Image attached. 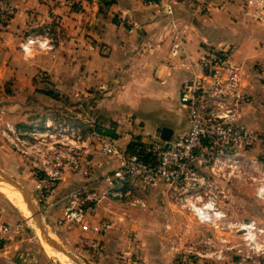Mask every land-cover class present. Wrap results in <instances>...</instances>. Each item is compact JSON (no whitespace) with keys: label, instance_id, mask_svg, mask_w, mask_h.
Instances as JSON below:
<instances>
[{"label":"crops","instance_id":"crops-1","mask_svg":"<svg viewBox=\"0 0 264 264\" xmlns=\"http://www.w3.org/2000/svg\"><path fill=\"white\" fill-rule=\"evenodd\" d=\"M165 6L170 14L164 12ZM246 12L245 0H0V126L33 123L51 112L100 135L84 163L89 175L65 171L40 204L37 181L25 162L26 171L21 172L48 229L80 261L173 264L187 257L189 245L211 243L212 238L228 241L227 235L196 223L161 186L103 201L80 225L60 220L68 194L83 187L89 192L107 187L104 178L121 167L135 139L141 143L158 139L161 127L173 134L177 128V137L188 132L180 88L201 72L199 61L209 48L229 49L231 62L252 74L241 122L264 134V26ZM42 27L53 30L52 50L24 59L17 47L20 36ZM176 42L184 55L172 57ZM149 123L152 136L144 133ZM106 144H112L117 154L103 155ZM11 153L0 137L2 171L10 159L19 163ZM248 155L263 164L264 147ZM222 187L227 200L220 206L230 219L244 218L248 206L260 210L262 203L252 188ZM22 220L0 193V224ZM210 232L216 236H206ZM43 250L24 224L20 239L0 252V264H52ZM133 254L137 263H132Z\"/></svg>","mask_w":264,"mask_h":264},{"label":"built area","instance_id":"built-area-1","mask_svg":"<svg viewBox=\"0 0 264 264\" xmlns=\"http://www.w3.org/2000/svg\"><path fill=\"white\" fill-rule=\"evenodd\" d=\"M245 5L246 15L264 26V0H245ZM164 12L170 14L168 6L164 7ZM52 38V28L42 27L29 31L18 41L17 47L22 57L29 60L38 53L50 52ZM170 54L172 57L184 55L180 42L172 44ZM199 67L201 72L184 81L179 93L187 110L188 132L170 140L168 147L150 140L143 143L141 154L126 155L114 175L104 178L107 184L104 190L89 192L83 187L68 194L61 223L80 225L86 213L103 201L126 199L136 189L161 186L196 223L221 236L239 238L247 251L246 258L264 255V223L230 219L220 206L227 200L222 185L250 187L256 201L264 203V164L248 155L264 147V134L241 122L243 106L249 100L248 90L253 87L252 74L244 73L242 67L232 63L230 50L223 48L206 50ZM262 97L264 106V86ZM0 137L10 150L25 160L36 179L37 204L47 198L65 171L88 176L84 163L93 143L100 141L94 129H87L78 122L63 121L51 112L29 124L4 123L0 126ZM101 153L113 156L117 150L112 144H106ZM24 224H27L26 219L0 224V252L5 244L20 239ZM219 242L229 244L224 239ZM193 245L187 247L185 259L173 264H188V258L193 257L221 262L225 251L231 249L222 246L196 250ZM204 245L211 246L208 241ZM132 258V263H137L135 254Z\"/></svg>","mask_w":264,"mask_h":264},{"label":"rangeland","instance_id":"rangeland-1","mask_svg":"<svg viewBox=\"0 0 264 264\" xmlns=\"http://www.w3.org/2000/svg\"><path fill=\"white\" fill-rule=\"evenodd\" d=\"M28 32L29 31L24 32L20 36L19 40L24 35H26ZM180 103H181V101H180ZM181 105L183 107L182 109H183L184 113L187 114L186 108L183 106L182 103H181ZM156 112H158V114L160 113L159 111H156ZM165 114H166V112H165ZM187 123H188V121H187ZM153 132H154L153 125L150 123L146 124L144 133L149 134V136H152ZM177 132H178V129L175 128L174 134H173L171 140H173L177 137ZM149 139H150V141L163 144L165 147H168L170 144L169 143L170 141L168 143H164V142H162L159 139H156L154 137H151ZM11 152L13 153V155L15 154L12 150H11ZM16 156L19 158L18 164L14 163V159H12V160L10 159L9 164H8V168H6V167H2V168H3V171L6 170V171H4V173H6L8 176H10L14 180H16L19 184H21L22 186L25 187V181H24L23 175L21 174V172L26 171V167L24 166V163H23V162H25V160H22L18 155H16ZM262 157H263L262 159H263V164H264V156H262ZM20 160L22 161L23 164L20 162ZM14 167L16 170L13 169ZM6 189H8V190H5L4 188L0 187V193L4 197H6V199L8 201H10L14 205V207L16 208L18 213L21 215V219H26L27 224L33 230V236H34L36 242L42 247V249H44L43 250L44 255H46V257L49 258V260L52 262V264H73L70 260H68L62 254L55 253L51 249H50V251L45 250V248L43 247V241L44 240L42 241L39 230L36 229L34 227V225L32 224L31 214L26 210V207H25V204H24L22 198L20 197V195L16 191H13L15 193H10L9 191H12V188L6 187ZM258 209L259 208L257 206H255V207L253 205L248 206L247 215L244 216V218H238V219L256 220V221H258V223H264V203L261 204L260 210H258ZM235 212H236V214H238L237 211H235ZM232 214H234V211ZM208 235H211V237L216 236V234L214 232H210V234L209 233L206 234V236H208ZM212 239H213L212 240L213 242L211 241V243H210L211 246H209V247H206L202 241L199 242V244H196V245L194 244L193 247L196 248V250H213L216 248H221L222 246H225V247L227 246V247H230L231 249L229 251H225L224 260L221 262H215L214 260L207 259L206 261L210 264H264V255L259 256V257L249 255L248 258H246L245 255H246L247 251L243 247L241 240L239 238L235 237L234 235L228 236L227 239L229 241V244H221L219 242L220 239L218 240V238H212ZM188 260H189L187 262L188 264H197L198 261H204V260H200V259L195 258V257L188 258ZM180 261H181V259H180Z\"/></svg>","mask_w":264,"mask_h":264},{"label":"water","instance_id":"water-1","mask_svg":"<svg viewBox=\"0 0 264 264\" xmlns=\"http://www.w3.org/2000/svg\"><path fill=\"white\" fill-rule=\"evenodd\" d=\"M157 133L158 139L164 143H168L173 135L172 129L168 127H161L157 129ZM0 187L4 188L5 190H8L6 187H10L12 188V191H9L10 193H15L13 191H16L20 195L25 204L26 210L31 214L32 224L36 229L39 230L42 240L45 241L52 251L62 254L73 264H85L75 255L66 250L64 246L61 245L56 240V238H54L53 233L48 229L47 223L44 221L41 211L34 203L31 193L27 188L19 184L16 180L8 176L2 170H0Z\"/></svg>","mask_w":264,"mask_h":264},{"label":"trees","instance_id":"trees-1","mask_svg":"<svg viewBox=\"0 0 264 264\" xmlns=\"http://www.w3.org/2000/svg\"><path fill=\"white\" fill-rule=\"evenodd\" d=\"M106 135L113 137V135H110L109 133H106ZM144 147H145V145L143 143H141L139 141V139H135L133 142H131L128 145L126 153H127V155H133V154H137V153L141 154Z\"/></svg>","mask_w":264,"mask_h":264},{"label":"bare ground","instance_id":"bare-ground-1","mask_svg":"<svg viewBox=\"0 0 264 264\" xmlns=\"http://www.w3.org/2000/svg\"><path fill=\"white\" fill-rule=\"evenodd\" d=\"M40 238V237H39ZM41 240V239H40ZM43 241V240H42ZM41 241V242H42ZM43 247L45 248V250L50 251V247L45 243V241H43Z\"/></svg>","mask_w":264,"mask_h":264}]
</instances>
